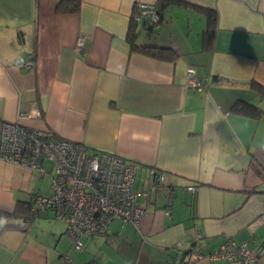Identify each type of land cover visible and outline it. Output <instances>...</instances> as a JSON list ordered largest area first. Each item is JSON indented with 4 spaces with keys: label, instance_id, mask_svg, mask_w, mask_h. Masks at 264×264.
Segmentation results:
<instances>
[{
    "label": "crops",
    "instance_id": "obj_1",
    "mask_svg": "<svg viewBox=\"0 0 264 264\" xmlns=\"http://www.w3.org/2000/svg\"><path fill=\"white\" fill-rule=\"evenodd\" d=\"M58 1L0 0V134L19 122L126 158L145 213L138 228L112 219L76 249L51 211L32 220L21 206L50 193L49 176L0 158V264H236L209 256L229 239L264 262V114L231 109L237 100L264 108L251 85H264V0L162 9L159 0H80L76 11H57ZM140 1L156 3L161 23H136L134 41L169 47L170 57L132 49ZM194 5L217 12L210 47ZM151 168L166 182L145 195Z\"/></svg>",
    "mask_w": 264,
    "mask_h": 264
},
{
    "label": "built area",
    "instance_id": "obj_2",
    "mask_svg": "<svg viewBox=\"0 0 264 264\" xmlns=\"http://www.w3.org/2000/svg\"><path fill=\"white\" fill-rule=\"evenodd\" d=\"M133 19L147 31L159 27L161 15L154 2L140 1L134 5ZM85 35L76 39L81 48ZM29 63H27L28 65ZM187 78L191 85L201 87V81L189 68ZM0 158L23 165L50 178V193L32 194L30 210L34 215L51 211L65 223V234L74 248L81 249L82 237H97L106 232L112 219L128 221L140 226L145 209L138 204V191L134 188L135 165L126 158L110 151H90L81 143L69 141L59 135L19 122H5L0 134ZM49 161L48 171L44 162ZM163 171L149 170L148 195L165 185ZM194 185L187 186L191 192ZM165 214L170 209L164 210ZM33 217L30 219L34 220ZM210 257L236 264H264L258 251L247 241L232 239L222 243L209 254Z\"/></svg>",
    "mask_w": 264,
    "mask_h": 264
},
{
    "label": "trees",
    "instance_id": "obj_3",
    "mask_svg": "<svg viewBox=\"0 0 264 264\" xmlns=\"http://www.w3.org/2000/svg\"><path fill=\"white\" fill-rule=\"evenodd\" d=\"M160 8L162 9L165 6H168L170 4H183L188 5L190 3L184 1V0H159ZM80 0H59L56 5L57 11H76L79 7ZM194 7L202 12L205 16V29L202 34L203 44L205 47H210L212 45L215 29H216V22H217V12L216 10L212 8L202 7L194 5ZM160 9V10H161ZM159 10V12H160ZM136 22L133 19V16L130 19V27L128 29V40L131 44L132 49L138 50L140 52L146 53L148 55L161 57V58H167L170 57L172 54V50L169 47H163V46H157L153 44H143L139 45L134 41V37L136 35L134 31V25ZM167 53V54H166ZM251 85L258 89L260 94L264 96V85H261L255 81L251 82ZM232 111L244 116H250L254 118L260 117L262 114H264V108L257 106L256 104L244 101V100H237L233 106ZM23 207L24 213L26 215L30 216L33 213L30 210V202L29 200L26 202V204H21Z\"/></svg>",
    "mask_w": 264,
    "mask_h": 264
},
{
    "label": "rangeland",
    "instance_id": "obj_4",
    "mask_svg": "<svg viewBox=\"0 0 264 264\" xmlns=\"http://www.w3.org/2000/svg\"><path fill=\"white\" fill-rule=\"evenodd\" d=\"M45 164H46V162L44 163V165H45ZM49 164H50V163H49ZM138 176H139V172H137L136 180H137ZM136 180H135L133 186H136ZM48 183H49V182H48V179H47V178L43 180V185H44V186H48Z\"/></svg>",
    "mask_w": 264,
    "mask_h": 264
}]
</instances>
